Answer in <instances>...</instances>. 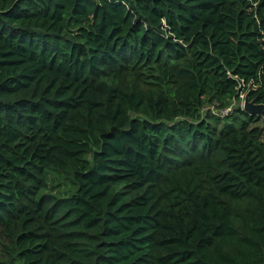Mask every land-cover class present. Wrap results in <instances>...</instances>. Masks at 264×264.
I'll use <instances>...</instances> for the list:
<instances>
[{"label":"trees","instance_id":"obj_1","mask_svg":"<svg viewBox=\"0 0 264 264\" xmlns=\"http://www.w3.org/2000/svg\"><path fill=\"white\" fill-rule=\"evenodd\" d=\"M240 94L264 0H0V264H264Z\"/></svg>","mask_w":264,"mask_h":264},{"label":"rangeland","instance_id":"obj_2","mask_svg":"<svg viewBox=\"0 0 264 264\" xmlns=\"http://www.w3.org/2000/svg\"><path fill=\"white\" fill-rule=\"evenodd\" d=\"M234 105H240L242 108L243 101L242 102L237 101L236 104H234ZM206 109H208V107ZM257 125H259L260 127H264V122L261 121ZM50 179L54 181L53 183L50 184L51 191L57 192V193L60 192L61 194H64L66 189H65L63 182L62 181L58 182L57 179L53 178V177H50ZM2 242H3V240L0 238V263L4 261V255L2 252V245H3Z\"/></svg>","mask_w":264,"mask_h":264},{"label":"water","instance_id":"obj_3","mask_svg":"<svg viewBox=\"0 0 264 264\" xmlns=\"http://www.w3.org/2000/svg\"><path fill=\"white\" fill-rule=\"evenodd\" d=\"M242 110L250 115L262 116L264 115V104H256L253 100H249L245 97Z\"/></svg>","mask_w":264,"mask_h":264},{"label":"built area","instance_id":"obj_4","mask_svg":"<svg viewBox=\"0 0 264 264\" xmlns=\"http://www.w3.org/2000/svg\"><path fill=\"white\" fill-rule=\"evenodd\" d=\"M244 99H245V95H244V94H240V99H239V100H240L241 102H242V101L244 102ZM225 112H227V111H225Z\"/></svg>","mask_w":264,"mask_h":264}]
</instances>
